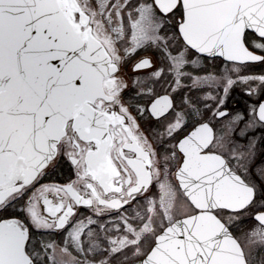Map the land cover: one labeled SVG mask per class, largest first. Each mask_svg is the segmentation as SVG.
<instances>
[{
  "label": "snow or ice",
  "instance_id": "1",
  "mask_svg": "<svg viewBox=\"0 0 264 264\" xmlns=\"http://www.w3.org/2000/svg\"><path fill=\"white\" fill-rule=\"evenodd\" d=\"M256 67L264 0H0V264H264Z\"/></svg>",
  "mask_w": 264,
  "mask_h": 264
},
{
  "label": "flooded vegetation",
  "instance_id": "2",
  "mask_svg": "<svg viewBox=\"0 0 264 264\" xmlns=\"http://www.w3.org/2000/svg\"><path fill=\"white\" fill-rule=\"evenodd\" d=\"M210 63H214L215 65L219 64L220 61L219 59H212L210 58L207 61L206 67H209L210 65H208ZM129 73L131 74V69L128 70ZM250 74H264V68L262 67H256L255 69L252 70V73ZM256 97H250L247 94L246 88L245 87H233V89L230 91V96L227 102V107L229 109V111L233 110V109H238L240 111H244L247 109V107L256 102ZM264 102V101H261ZM142 126L147 130L149 127H153L154 125H152L151 121H142ZM67 179L66 175H61L59 177L56 178L57 182H61L63 183L65 180ZM91 215V212L87 209H80L79 210V216L80 218H84L85 216H89ZM101 219L104 220L105 223H108L112 217L108 216V217H102ZM57 240L59 239V237H55Z\"/></svg>",
  "mask_w": 264,
  "mask_h": 264
},
{
  "label": "rangeland",
  "instance_id": "3",
  "mask_svg": "<svg viewBox=\"0 0 264 264\" xmlns=\"http://www.w3.org/2000/svg\"><path fill=\"white\" fill-rule=\"evenodd\" d=\"M208 65H210L209 67H207L209 71H215V70H216L215 67H214V66H215L214 63H210V62H209ZM236 86H237V87H238V86H239V87H245L244 85H241V84H237V85H235L234 87H236Z\"/></svg>",
  "mask_w": 264,
  "mask_h": 264
}]
</instances>
